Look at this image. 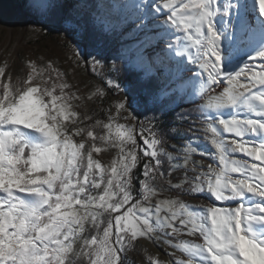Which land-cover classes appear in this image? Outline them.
Instances as JSON below:
<instances>
[{
    "label": "snow or ice",
    "instance_id": "6c2138e0",
    "mask_svg": "<svg viewBox=\"0 0 264 264\" xmlns=\"http://www.w3.org/2000/svg\"><path fill=\"white\" fill-rule=\"evenodd\" d=\"M21 8L31 17L25 23L41 25L33 31L57 23L75 32L64 27L73 18L57 0H25ZM137 8L135 27L146 33L159 25L175 38L169 50L179 62L197 69L189 79L198 81L199 112L218 166L190 167L192 153L207 154L191 142L168 151L155 115L129 124L121 120L135 116L122 115L124 100L104 108L120 89L110 75L114 64L106 72L102 59H85L98 82L81 96L51 59L25 61L15 79L5 61L0 264H125L141 238L174 249L166 262L147 264H264V0H149ZM149 40L146 34L140 42L144 51ZM85 100L99 101L105 119L81 113ZM110 148L116 156L106 164L101 154ZM189 195L212 203L194 207L183 199ZM185 234L196 239H181Z\"/></svg>",
    "mask_w": 264,
    "mask_h": 264
},
{
    "label": "rangeland",
    "instance_id": "374dc122",
    "mask_svg": "<svg viewBox=\"0 0 264 264\" xmlns=\"http://www.w3.org/2000/svg\"><path fill=\"white\" fill-rule=\"evenodd\" d=\"M85 1L72 0L71 5L82 10L80 5H84ZM148 2L149 0H96L97 14L94 17L103 32L110 38V44L107 46L88 45L83 41L79 16L76 14L73 15L71 22L64 25V27L75 29L74 33L66 34L60 31V25L57 23H50L42 31L36 32L33 29L41 28V25L25 23L31 17L22 13L21 5L24 3L22 0H0V65L7 61L9 71L13 73L15 79L23 75L25 61L32 59L40 62L51 59L62 70L68 71L69 82L74 85V90L79 89L81 96H86L91 86L98 82L91 69L85 65V59L91 60L93 56L103 60L106 64V72L114 64L116 69L134 70L140 72L145 78L156 77L157 92L155 95L148 96L147 100L138 97L119 83L120 89L109 93L103 107L107 108L109 104L114 103L115 98L124 100L128 105V112L122 115L132 114L135 119L121 120L122 123L144 122L147 124L146 117L155 115L157 120L154 123L158 125L157 131L163 135L166 141L164 146L168 151H173L175 154L177 150L182 149V146H187L191 142L207 154L202 155L200 151L192 153L190 167L191 162L203 166L204 170L209 164L218 166V159L214 155L215 149L206 139L207 134L204 131L206 125L199 112V105L203 101L198 95V81L189 79L197 69L186 60L184 63L179 62L175 51L169 50V44L173 43L175 38L161 31L159 25H152L146 33L135 27L138 23L137 17L142 12L137 5ZM219 2L223 3L224 0ZM146 34L150 37L146 43L151 46L144 51V44L140 42L144 41ZM255 39H260L259 33ZM77 52L82 53V56L75 55ZM77 60H79V67H77ZM188 68L192 69L191 73L187 71ZM116 73L117 71H114L110 75L114 77ZM100 109L99 101L93 103L85 100L78 110L81 113L85 111L91 113L94 110L98 118L105 119ZM167 118L169 122H165ZM97 131L100 130L97 129ZM224 135L226 139L235 138L232 134ZM138 143L141 145L143 143L139 137ZM173 145L176 146L175 149ZM116 151L110 148L102 153L103 162L110 163L116 156ZM234 155L236 158L250 159L243 157V154ZM178 175L182 176L183 173ZM183 199L194 207L212 203L211 198L201 195L184 196ZM216 203L227 206L230 202ZM180 238L196 239L186 234ZM173 251L174 249L168 245L156 246L153 242L141 238L126 253L125 264H147L149 258L156 257L166 262L167 254ZM177 256H179L178 251Z\"/></svg>",
    "mask_w": 264,
    "mask_h": 264
},
{
    "label": "trees",
    "instance_id": "16d2710c",
    "mask_svg": "<svg viewBox=\"0 0 264 264\" xmlns=\"http://www.w3.org/2000/svg\"><path fill=\"white\" fill-rule=\"evenodd\" d=\"M25 2V0H22ZM72 0H58L62 12H67L74 18L73 15H78V20L81 25L83 41L88 45H107L109 46V36L103 32L101 26L97 23L94 15L96 12V0H86L85 4H81L82 10L76 9L71 5ZM75 1V0H74ZM122 86H125L138 97L147 100L148 96L155 95L157 92L158 82L156 77L145 78L140 72L119 68L114 77ZM165 122H169L167 118ZM161 129V128H160ZM162 131L163 128H162Z\"/></svg>",
    "mask_w": 264,
    "mask_h": 264
},
{
    "label": "bare ground",
    "instance_id": "6f19581e",
    "mask_svg": "<svg viewBox=\"0 0 264 264\" xmlns=\"http://www.w3.org/2000/svg\"><path fill=\"white\" fill-rule=\"evenodd\" d=\"M258 34V33H257Z\"/></svg>",
    "mask_w": 264,
    "mask_h": 264
}]
</instances>
